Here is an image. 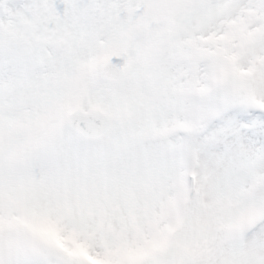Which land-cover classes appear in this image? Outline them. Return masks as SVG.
Here are the masks:
<instances>
[{
    "label": "snow or ice",
    "instance_id": "6c2138e0",
    "mask_svg": "<svg viewBox=\"0 0 264 264\" xmlns=\"http://www.w3.org/2000/svg\"><path fill=\"white\" fill-rule=\"evenodd\" d=\"M0 264H264V0H0Z\"/></svg>",
    "mask_w": 264,
    "mask_h": 264
}]
</instances>
